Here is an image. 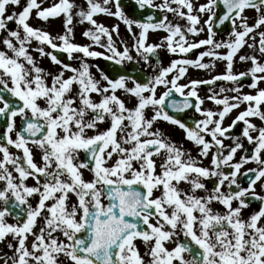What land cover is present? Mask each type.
Masks as SVG:
<instances>
[{"label":"snow or ice","instance_id":"6c2138e0","mask_svg":"<svg viewBox=\"0 0 264 264\" xmlns=\"http://www.w3.org/2000/svg\"><path fill=\"white\" fill-rule=\"evenodd\" d=\"M134 3L141 10L172 13L185 25L172 23L167 15H149L146 21L130 18L121 0H84L86 8L79 7L75 16L91 25L82 32L91 44L81 45L74 42L73 10L78 6L73 0L47 7L43 0H0V242L11 236V255L0 253L4 264H264V194L256 191L259 183L264 192V88L258 87L264 82V0ZM9 6L20 10L9 13ZM248 9L257 13L251 24ZM33 14L45 22L63 15V33L53 36L33 26ZM100 14L123 23L133 37L131 47L123 41L117 46L113 34L119 37V24L109 28L97 22L94 17ZM199 14H207L202 24ZM226 22L228 39L217 40L216 29ZM150 30L167 35L161 43H149ZM201 33L205 38L188 39ZM245 46L253 54H240ZM30 48L58 67L46 71ZM202 48L195 59L187 57ZM158 49L180 58L163 66ZM133 51L146 64L156 57L158 70L143 81L128 74L112 78L98 65L97 79L87 62L103 57L123 66L133 61ZM55 53L78 61V67ZM237 58L250 61V67L235 72ZM217 62L224 70L212 75ZM190 67L208 72V78L179 83ZM245 78H250L247 85L241 83ZM220 81L232 87L214 91ZM202 85L210 93L205 98L198 94ZM161 86L165 90L158 95ZM245 86L255 94L243 93ZM118 91L135 98V105L128 107ZM174 93L183 99H174ZM205 100L216 108H204ZM242 104L244 110L225 125L226 117ZM188 109L203 118L189 126L176 115ZM251 118L259 119L261 126ZM161 121L183 130L198 149L197 156L154 127ZM241 122L239 135H233ZM101 123H107L103 130L98 129ZM226 139L232 144L226 145ZM10 147L21 154L10 152ZM33 147L40 152V163ZM241 150L244 154L236 161ZM209 157V165L203 166L201 159ZM156 158L161 159L159 165ZM249 162L256 167L242 172ZM83 170L91 179L84 178ZM29 178L34 185L27 184ZM181 183L189 188H181ZM72 196L75 200L69 204ZM253 202H258L257 210L245 217L243 211ZM38 218L43 224L37 231ZM137 241L143 242L144 255Z\"/></svg>","mask_w":264,"mask_h":264},{"label":"rangeland","instance_id":"374dc122","mask_svg":"<svg viewBox=\"0 0 264 264\" xmlns=\"http://www.w3.org/2000/svg\"><path fill=\"white\" fill-rule=\"evenodd\" d=\"M39 2V0H38ZM58 2V0H43V7H47V6H51L52 4ZM73 2L78 6L77 8H75L73 10L74 12V16H73V30H74V42L75 43H78V44H81V45H84V44H91V41L88 40L87 38H85L83 35H82V32L88 28L91 27V25H89L87 22H84V23H80L79 22V17L78 16H75V12L79 10V7H85L86 8V5L84 4V0H73ZM163 2V0H153V3L155 5H159ZM194 4L198 5V4H202V3H206L207 0H193ZM22 3H23V0H22ZM173 7H175V5H173ZM20 9L16 6H9L8 8V12L11 13L12 11H19ZM158 10V9H157ZM186 11V10H185ZM164 13V12H163ZM126 14V13H125ZM194 14H197V13H194ZM164 15H167L169 20L172 21V23H179L182 27L185 25V21L182 20V19H179L178 17H175L172 13H164ZM200 15V18H201V24L203 23V20L207 18V14H199ZM245 15L248 17V21L249 23L251 24L254 20V18L257 16V13L254 11V10H251V9H248L245 11ZM94 19L97 20V22H103L106 26H108L109 28H111L112 25L114 24H119V37H117L115 34H113V39L116 41V44L118 47H122V44H121V41H123L124 43L128 44L129 47H131V44L133 43V37L127 32V29L126 27L123 25V23L119 22L118 20H116L115 18H110V17H106L102 14L100 15H96L94 17ZM30 24H32L33 26L35 27H40L42 28L43 30H46V31H49L53 36L57 35V34H60V33H63L64 31V27H63V23H64V17L63 15H61L60 17H57V18H50L49 21L45 22V21H41V20H37L33 14V17L30 19L29 21ZM9 28H15V25L13 23H10L9 24ZM264 30V29H262ZM134 31H138V29H135L134 27ZM4 33L3 32H0V36H3ZM167 33L163 32V31H151L148 33V42L149 43H161V40L164 36H166ZM206 36V33H201L200 36L198 37H192L189 35L188 39L189 40H198V39H202V38H205ZM102 39H106V38H102ZM216 39L217 40H220V39H228V34L227 35H223L221 36V38H219V35L216 36ZM258 39V37H257ZM58 42V41H57ZM35 46V42H33V47ZM0 47H3L2 45H0ZM93 48L97 51H101L103 52L104 49L102 48H99L97 46H93ZM32 54L36 57L38 63H39V66L43 67L46 71L48 70H51V69H54V68H57L58 66H55V65H52L50 60L47 58V57H44V58H41L38 53L32 51V49L30 48L29 49ZM46 50H49V49H46ZM195 50V49H194ZM200 51H203L204 49H198ZM157 51H159L160 54L163 55L164 57V60L165 62L162 64L163 66H168L167 64H169L170 60L172 59H178L180 57L178 56H174V55H170L169 53H167L164 49H158ZM220 51H226L225 49H221ZM240 54H253L252 53V50L248 49L246 46L242 49L241 53ZM256 55L259 56V53L256 52L255 53ZM132 55H133V61L138 59L139 57L136 56L135 52L133 51L132 52ZM187 55V54H186ZM188 57V56H187ZM197 56H193L192 58L190 59H195ZM103 59V57H100V58H88V63L89 65L91 66V71L92 73H94L95 77L97 79H100V72L97 71V65L99 66V62L100 60ZM261 62L264 63V57H261ZM75 63L78 64V61L76 60H73ZM132 61V62H133ZM208 61V58L205 57V62ZM128 64L130 62H127ZM78 67V65H77ZM158 67L159 66H154L152 64V66L150 68L147 69V71H149L152 75L158 70ZM250 67V61L248 63H241L239 62L238 58L236 60V63L234 65V71L235 72H239V71H245L247 70L248 68ZM224 70V65L222 62H217V68L211 73L212 75H216L217 73H220V72H223ZM68 75H71V73H65V76H68ZM171 75V74H170ZM209 76V73L206 72V71H203V70H198V69H195V68H189L188 69V72L186 74V77L185 78H182V80L179 81V83H188V81L190 79H204V78H208ZM170 78V77H169ZM250 79V78H249ZM50 82V81H49ZM101 83H104L103 81H101ZM242 84L244 85H247L248 83H243L241 82ZM217 85L218 86H215L214 87V91L216 92H219V88L220 86H225V87H232V85L230 84H227L226 82H223V81H220V82H217ZM129 86H131V83L129 82ZM259 88H264V82H261L259 85H258ZM242 92L243 93H251V94H255L256 90L255 89H251L249 87H243L242 88ZM118 95L121 96L122 99L125 100V103L128 107H133L135 105V98H130V97H127L125 96L122 92H119L117 93ZM198 94L200 95L201 98H205L207 95H209L210 93L208 92V88L207 87H204V85L200 86L199 90H198ZM235 93H225V95H234ZM93 98L94 99H99L98 97H96L95 95H93ZM204 108L206 109H209V108H212V109H215L216 106L214 104H212L210 101L208 100H205V103L203 105ZM245 108V105L242 104L240 106V108L236 109L235 113L232 115V119L238 114L239 111H242L244 110ZM150 108L147 109V112L150 114ZM264 110V109H262ZM252 119V122L257 124L258 126H261L262 122L257 119V118H251ZM232 121V120H231ZM230 121V122H231ZM224 124L226 125L225 121H224ZM100 127H101V130L105 129L107 127V123H101L99 124ZM240 128V130L242 129L243 127V124L242 122L241 123H238L237 124ZM240 133V131H239ZM253 135H255V133H253ZM224 143L226 145H230L232 144V141L231 139L229 140H225ZM245 147L248 145L246 141H243ZM190 145L192 146V153L193 152H198V149L192 144V142H190ZM193 155V154H192ZM243 155V151H239L235 157V160L236 161H239L240 159V156ZM194 156V155H193ZM199 158V157H198ZM209 160H210V157L209 158H202L201 159V163L203 166H208L209 165ZM111 163V162H110ZM160 163H161V159H160ZM253 167H256V165L252 162H249L248 164H246L244 166V168L241 169V171H245L246 169L248 168H253ZM238 182L242 184V178H238ZM27 184L32 186L35 184V181L32 180L31 178H29L27 180ZM256 191L258 193H261V194H264V192L261 191V188L260 186H258V188L256 189ZM75 198L74 197H71L70 200H69V204H71L72 202H74ZM31 203L33 204V206H35L36 204V199L35 198H32L31 199ZM251 213V211L248 209H245L243 211V215L245 217H247L249 214ZM8 222L9 223H15V221L12 219V217H8ZM43 224V221L42 219H39L38 218V222H37V225H36V230L38 231V229L42 226ZM62 238V237H61ZM31 240H32V237L29 236V239L28 241L31 243ZM8 241H11V236L7 237L5 241L3 242H0V253H7L8 255H11V250H9L7 248V243ZM13 243H15L13 241ZM29 243V245H30ZM141 247H140V253L141 255H144L145 252H146V248L144 246V244L140 243ZM167 247L171 248L173 245L171 243H168L166 244ZM186 258L190 259L187 255H186ZM3 264H4V261L3 259H1ZM148 260V257L145 256V261L147 262ZM9 264H11V261H9Z\"/></svg>","mask_w":264,"mask_h":264},{"label":"flooded vegetation","instance_id":"af4514ba","mask_svg":"<svg viewBox=\"0 0 264 264\" xmlns=\"http://www.w3.org/2000/svg\"><path fill=\"white\" fill-rule=\"evenodd\" d=\"M199 52H200V50L195 49L191 53H188L187 56L189 58H191L193 56H197ZM157 53H158V57H159V59L161 61V64H163L165 62L163 55L160 54L159 51H157ZM132 64H135L136 67H138L139 69L143 70L149 77L152 76V74L149 71H147V69L150 68L152 66V64L154 66H158V65H156V57H151L150 60H149V62L147 64L143 61V59L138 58V59L134 60L133 62H130L129 64L127 62H125V64L123 66L125 68H129L130 65H132ZM72 65L73 66H77L78 64L77 63H72ZM248 82H250V79H248V81L243 82V83H248ZM181 84H184V83H181ZM215 86H218V85L216 84ZM204 87H207L208 88V86H205V85H204ZM164 90L165 89L162 86L159 87L158 88V91H157V94L159 95ZM173 98L176 99V100H178V101L183 99V97H181L179 94H176V93L173 94ZM151 111L152 110H150V114H151ZM169 111L171 113V110H169ZM235 111L236 110H233V112L230 113L228 117H226V119H225L226 125L229 124V123H231L230 121L232 120V115L235 113ZM176 115L178 116V118H180L182 120H186L187 123L189 124V126H191L193 124L194 120H196V119H202L203 118L198 113H195V111L191 112L190 109L186 110L185 113H177ZM20 123L21 122H20L19 118L17 117L16 118V124H17V126H19ZM3 126H4V121H3V119H0V129L3 128ZM154 127L160 128L162 131H164L166 134H168L173 141L177 142L178 144H182L183 147H184V149L186 151L187 150H190L191 153H192V146L190 145V141H188V140H186L184 138V135L185 134H184L183 130L179 129V127L174 126V125H171V124H167V123L162 122V121L161 122H158L156 125H154ZM98 129L101 130L100 125H98ZM239 131H240V128L237 125L236 128L233 129L232 134L233 135H239ZM89 134H91V133H89ZM12 137H13V139H15V133L14 132L12 133ZM227 140H229V139H227ZM250 147L251 146H249V145L246 146V148H250ZM10 152H12L14 154H17V155H20L21 154L19 150H16V149L11 148V147H10ZM33 154H34V158H35L36 162L37 163H40V152L35 147H33ZM192 154L194 156H197V153L196 152H193ZM81 157H83V153H81ZM156 159H157V165H159L160 164V158H156ZM83 171H84V178L86 180L91 179V173L88 172V171H86V170H83ZM157 172H159V167H157ZM205 183H206L207 187H209V188H211L213 186V182L212 181H205ZM242 185H245L246 186V181H244L243 178H242ZM258 186H259V183L257 185V188H258ZM180 187L183 188V189H185V190H187L189 188V186L186 185V184H184V183H181ZM198 194L199 195H204L203 192H199ZM155 195H159V192H156ZM72 197H74V196H72ZM214 207H216L217 209L222 210V206H220V205H214ZM257 208H258V202H253L250 205L249 210L251 212H253L254 210H257ZM152 222L155 223L154 220ZM140 243L143 244V242L137 241V246H138L139 249L141 247Z\"/></svg>","mask_w":264,"mask_h":264},{"label":"water","instance_id":"95a60500","mask_svg":"<svg viewBox=\"0 0 264 264\" xmlns=\"http://www.w3.org/2000/svg\"><path fill=\"white\" fill-rule=\"evenodd\" d=\"M121 4L122 7L124 9L127 10L128 15L136 20H141V21H146V18L149 15L154 16L156 19H159L160 17H162L161 12L156 11L152 8H148L146 7L145 9H139L136 4L134 3V0H121ZM222 9H219V11H221ZM230 30V23L226 22L223 26H221L220 28H217L216 31L217 32H227ZM58 55V58L62 59L64 62L69 63L66 55L64 53H55ZM101 68L108 73V75L112 78L117 77L118 75H124V74H128V75H135L141 78V80L143 81L146 77L144 76V74L142 72H140L139 70L134 69L133 67L131 68L130 71H125L124 68H122L119 65L114 64L111 61L108 60H104L101 63ZM245 80V79H243ZM191 112L194 111V109H190Z\"/></svg>","mask_w":264,"mask_h":264},{"label":"bare ground","instance_id":"6f19581e","mask_svg":"<svg viewBox=\"0 0 264 264\" xmlns=\"http://www.w3.org/2000/svg\"><path fill=\"white\" fill-rule=\"evenodd\" d=\"M30 242L28 241V244H29ZM0 264H3V262H2V260L0 259Z\"/></svg>","mask_w":264,"mask_h":264}]
</instances>
